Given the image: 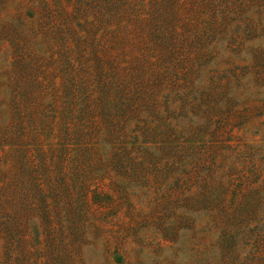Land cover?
<instances>
[{"label": "rangeland", "instance_id": "1", "mask_svg": "<svg viewBox=\"0 0 264 264\" xmlns=\"http://www.w3.org/2000/svg\"><path fill=\"white\" fill-rule=\"evenodd\" d=\"M0 264H264V0H0Z\"/></svg>", "mask_w": 264, "mask_h": 264}]
</instances>
